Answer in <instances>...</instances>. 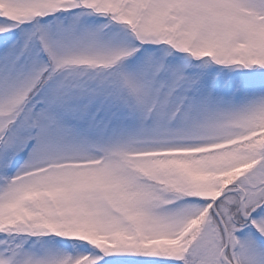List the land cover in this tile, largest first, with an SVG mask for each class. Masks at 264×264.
I'll return each instance as SVG.
<instances>
[{
  "label": "snow or ice",
  "instance_id": "snow-or-ice-1",
  "mask_svg": "<svg viewBox=\"0 0 264 264\" xmlns=\"http://www.w3.org/2000/svg\"><path fill=\"white\" fill-rule=\"evenodd\" d=\"M0 264H264V0H0Z\"/></svg>",
  "mask_w": 264,
  "mask_h": 264
}]
</instances>
